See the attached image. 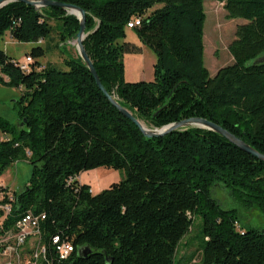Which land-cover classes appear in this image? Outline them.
<instances>
[{"label": "trees", "instance_id": "1", "mask_svg": "<svg viewBox=\"0 0 264 264\" xmlns=\"http://www.w3.org/2000/svg\"><path fill=\"white\" fill-rule=\"evenodd\" d=\"M52 1L86 11L85 32H93L84 46L104 88L147 127L203 118L264 154V63L254 65L264 56V0H214L246 22L229 47L234 63L214 77L204 65L205 0ZM52 21L62 43L80 28L65 10L12 3L0 10V38L9 32L19 43H42L54 33ZM132 21L157 57L150 83L124 80V56L140 53L125 42ZM48 49L31 50L27 73L0 49V82L24 89L18 125L0 119V176L19 161L33 169L19 193L0 185V235L17 232L30 213L45 216L39 264H175L193 218L201 217V264H264V230L240 229L238 211L213 196L224 187L264 214V162L205 129L146 138L80 57L67 60L66 70L39 71ZM97 168L124 178L93 194L79 177ZM55 236L73 245L67 260L52 245Z\"/></svg>", "mask_w": 264, "mask_h": 264}, {"label": "rangeland", "instance_id": "2", "mask_svg": "<svg viewBox=\"0 0 264 264\" xmlns=\"http://www.w3.org/2000/svg\"><path fill=\"white\" fill-rule=\"evenodd\" d=\"M203 6L205 12L203 37L204 65L209 71L210 76L214 77L221 68L234 63L229 47L235 39L237 27L246 22L242 19L230 18L224 3L205 0ZM66 14L70 15L67 11ZM51 26L54 28L51 38L48 41L37 43L43 48H47V46L49 48L47 55L39 60L41 64V67L38 69L39 71L47 66L55 67L58 70H66L65 62L67 60L80 57L77 51L76 36L62 43L59 41L57 33H55V28L60 30L59 24L52 21ZM92 32L85 33L88 36ZM126 35L125 42L139 47L140 53L124 56V80L128 83L152 82L154 80V67L157 63L155 53L139 41L132 29H127ZM37 44L19 43L11 38L9 32H6L0 38V49L18 61L28 56L31 50L38 46ZM57 44H59L58 49L56 48ZM0 77L6 80L1 71ZM23 92L24 89L22 87H11L0 82V119L9 122L13 126L18 125L19 113L22 109L20 101ZM148 128L157 129L153 127ZM32 170V166L27 161H19L0 176V185L8 188L10 190L9 194L12 192L19 193L28 184ZM123 178V171L106 168H97L80 175L81 182L89 185L94 194L101 193L112 184L119 183ZM213 196L224 209H236L238 211L240 229L264 230V214L259 209H246L224 187L217 188L213 192ZM3 209L6 212L8 210L7 207ZM2 221L3 219L0 220V224ZM201 223V217L193 218V226L190 233L184 237L178 247L175 264H201L202 250L199 238ZM36 241H38V238L30 236L24 246L18 247L16 232L0 235V264L35 263L32 259L36 249ZM9 248H13L15 251L10 253L8 251ZM37 264H39V261Z\"/></svg>", "mask_w": 264, "mask_h": 264}, {"label": "water", "instance_id": "3", "mask_svg": "<svg viewBox=\"0 0 264 264\" xmlns=\"http://www.w3.org/2000/svg\"><path fill=\"white\" fill-rule=\"evenodd\" d=\"M12 3H22L25 5L34 7L37 10H40L42 8L55 7V8L65 10L69 12L70 15L76 16L78 18V20L80 21V28L76 35V42H77V51H78L80 58L82 59L86 67L88 68L97 87L105 95L108 101L114 107H116L124 117L130 120L146 138L148 139L161 138L166 135L172 134L173 132L183 131V130H187L191 128L205 129V130L214 132L224 137L229 143L236 146L241 151L264 162V154L258 152L252 146H250L249 144H247L240 138L236 137L235 135H233L232 133H230L229 131L221 127L220 125L213 123L209 120L203 119V118L194 117V118L184 119L179 122L172 123V124H169L167 126H164L162 128H157V129H150L146 127L141 121L136 119L129 110L122 107L118 103L116 98L110 95L104 88L100 80V77L98 76L97 71L93 65V62L88 56V53L86 52V49L84 46V41L87 37V34L85 33V29H86V11L85 10L75 5L56 2L52 0H0V10ZM262 63H264V56L258 58L254 62V65L262 64Z\"/></svg>", "mask_w": 264, "mask_h": 264}, {"label": "built area", "instance_id": "4", "mask_svg": "<svg viewBox=\"0 0 264 264\" xmlns=\"http://www.w3.org/2000/svg\"><path fill=\"white\" fill-rule=\"evenodd\" d=\"M140 21V20H139ZM132 21L128 24V29H132L133 25ZM20 24V21H14L13 27ZM33 60L30 56H26L23 60H17L15 63L20 68L21 71L27 73L30 72L31 64ZM45 219V216L35 217L32 214L28 213V219H25V223H18L17 224V232H16V240L17 246L22 247L28 241L30 236L36 237L39 240V233H40V222ZM13 233V232H11ZM10 234V233H9ZM8 235V234H7ZM52 245L56 249V252L61 260H67L70 255L73 253L74 248L73 245L69 242L62 241L59 236H55L51 240ZM8 251L12 253L15 251L13 248H9ZM46 248L42 245L39 241H36V249L34 252L33 261L37 264L38 261L45 256Z\"/></svg>", "mask_w": 264, "mask_h": 264}, {"label": "bare ground", "instance_id": "5", "mask_svg": "<svg viewBox=\"0 0 264 264\" xmlns=\"http://www.w3.org/2000/svg\"><path fill=\"white\" fill-rule=\"evenodd\" d=\"M139 25V22H136L132 25V28ZM25 219H28V214H26L18 223H25Z\"/></svg>", "mask_w": 264, "mask_h": 264}, {"label": "crops", "instance_id": "6", "mask_svg": "<svg viewBox=\"0 0 264 264\" xmlns=\"http://www.w3.org/2000/svg\"><path fill=\"white\" fill-rule=\"evenodd\" d=\"M79 180H80V177H79ZM80 182H81V180H80ZM82 183V182H81ZM83 184V183H82ZM91 192H92V190H91ZM93 193V192H92ZM94 194V193H93Z\"/></svg>", "mask_w": 264, "mask_h": 264}]
</instances>
